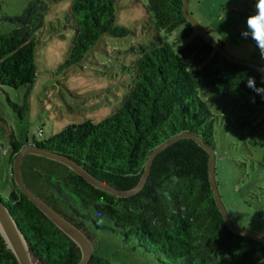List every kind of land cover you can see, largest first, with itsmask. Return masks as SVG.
I'll return each mask as SVG.
<instances>
[{
  "label": "trees",
  "instance_id": "obj_1",
  "mask_svg": "<svg viewBox=\"0 0 264 264\" xmlns=\"http://www.w3.org/2000/svg\"><path fill=\"white\" fill-rule=\"evenodd\" d=\"M59 1L30 0L22 14L0 18V23L14 27L7 34L0 32V88L18 89L34 82L35 49L42 39L44 16L49 5ZM119 2L70 0L65 25L73 37L62 69L80 65L105 39H125L132 34L116 23ZM136 3L142 7L148 42L133 46L134 55L120 68L126 77L121 106L101 122L72 124L57 135L32 143L75 161L120 191L134 189L149 155L180 134H195L216 156V117L201 93L226 96L238 90L244 100L240 106L247 113L239 116L237 129L249 125L251 134L264 137V119L252 125L246 121L264 106V92L256 91L264 89L263 75L253 67L230 61L208 44L184 17V0ZM177 30V39L169 41V35ZM250 78L254 87L248 84ZM27 145L15 140L11 143L8 166L12 176L14 160ZM209 160V154L194 140H180L155 159L144 189L128 198L99 190L69 169L61 191L98 213L106 221L102 226L83 210L68 214L35 193L83 231L90 225L93 232L107 230L152 264H264L262 243L228 229L210 185ZM259 166L264 173V157ZM9 188L8 199H1L26 238L33 261L78 264L76 245L17 188L13 177ZM54 194L56 200H62ZM0 264H19L1 233ZM89 264L112 262L94 254Z\"/></svg>",
  "mask_w": 264,
  "mask_h": 264
},
{
  "label": "rangeland",
  "instance_id": "obj_2",
  "mask_svg": "<svg viewBox=\"0 0 264 264\" xmlns=\"http://www.w3.org/2000/svg\"><path fill=\"white\" fill-rule=\"evenodd\" d=\"M29 1L0 0V18L22 14ZM256 2L190 0L189 13L215 41H221L233 57L264 67V55L257 43L252 38L240 36L248 31L247 20L255 14ZM118 6L116 23L132 34L125 39L107 38L80 65L62 69L73 37L65 25L70 0L51 3L44 16L41 42L35 49L36 79L31 85L18 89L0 88V197L4 201L10 193L6 167L13 140L25 144H32L34 139L41 142L72 124L88 120L101 122L121 106L126 77L120 68L134 55L132 47L148 40L143 29L142 7L136 0H120ZM13 28L0 23L2 34ZM179 31L169 35V41H175ZM200 96L216 117L217 183L225 207L237 227L264 236V198L260 196L264 189V173L259 166L264 157V137L260 133L251 134L249 125L237 129L239 116L247 113L240 106L244 100L238 90L226 96L206 93ZM263 119L264 106H261L246 121L252 125ZM22 171L33 192L59 205L64 212L69 214L78 209L100 226L106 224L87 204L61 191V187L65 188L68 167L28 155L23 160ZM55 192L62 200L55 199ZM84 231L93 242L94 254L108 257L112 264H152L127 245L120 244L118 236L113 237L107 230L94 229L93 232L90 225L84 227Z\"/></svg>",
  "mask_w": 264,
  "mask_h": 264
},
{
  "label": "water",
  "instance_id": "obj_3",
  "mask_svg": "<svg viewBox=\"0 0 264 264\" xmlns=\"http://www.w3.org/2000/svg\"><path fill=\"white\" fill-rule=\"evenodd\" d=\"M189 2L190 0H184L183 4V15L188 20L191 25L194 27L196 32L215 50L220 52L223 56L229 59L232 62L243 64L249 67H253L258 70L264 77V67L251 63L244 60H239L233 57L229 52L226 51L223 43L215 41L211 35L200 26V24L194 19V17L189 13ZM183 139L194 140L200 147H202L210 157L209 160V181L215 198V202L224 218V221L230 231L233 233L249 237L254 239L264 245V236L246 230L244 228L237 227L232 221L228 210L225 207V204L222 200L217 182H216V156L214 150L208 147L198 136L191 133H183L178 136H175L159 147H157L148 157L143 174L138 185L129 191H120L117 190L92 176L88 171H86L81 165L75 161L53 153L34 145L25 146L21 152L17 155L13 163V179L17 188L59 229L63 232L78 248L80 252V261L78 264H89L92 257L94 256V245L90 237L85 234V232L71 223L63 215L57 212L53 207L46 203L42 198H40L35 192H33L24 182L23 173H22V162L24 158L28 155L39 156L42 158L50 159L55 162H58L70 170L82 177L86 182H88L93 187L102 190L106 193L112 194L119 198H128L139 194L144 187L146 186L152 166L155 159L166 149L171 147L176 142ZM0 233L5 240L7 248L12 251L18 260L19 264H34L28 243L23 233L18 227V224L14 220L13 216L9 212L8 208L5 206L4 201L0 197Z\"/></svg>",
  "mask_w": 264,
  "mask_h": 264
},
{
  "label": "clouds",
  "instance_id": "obj_4",
  "mask_svg": "<svg viewBox=\"0 0 264 264\" xmlns=\"http://www.w3.org/2000/svg\"><path fill=\"white\" fill-rule=\"evenodd\" d=\"M247 26L248 31L242 33V35L245 38L250 36L257 43L261 54L264 55V0H257L256 12L248 18ZM248 84L250 87H254V79L250 78ZM256 91L261 93L264 92V89H256ZM173 179H176V177H173ZM100 203H103V200ZM100 222L102 223L103 221L101 220Z\"/></svg>",
  "mask_w": 264,
  "mask_h": 264
},
{
  "label": "crops",
  "instance_id": "obj_5",
  "mask_svg": "<svg viewBox=\"0 0 264 264\" xmlns=\"http://www.w3.org/2000/svg\"><path fill=\"white\" fill-rule=\"evenodd\" d=\"M6 177H7V183H8V185L9 186H11V184H12V175H11V172H10V168H9V166L7 165V167H6Z\"/></svg>",
  "mask_w": 264,
  "mask_h": 264
},
{
  "label": "flooded vegetation",
  "instance_id": "obj_6",
  "mask_svg": "<svg viewBox=\"0 0 264 264\" xmlns=\"http://www.w3.org/2000/svg\"><path fill=\"white\" fill-rule=\"evenodd\" d=\"M188 21V20H187ZM189 22V21H188ZM190 23V22H189ZM191 24V23H190ZM194 28V27H193ZM196 31V30H195ZM220 42V41H219ZM28 145H32V144H28Z\"/></svg>",
  "mask_w": 264,
  "mask_h": 264
}]
</instances>
